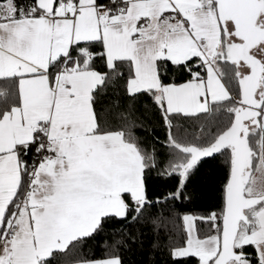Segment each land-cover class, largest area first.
<instances>
[{"label": "snow or ice", "instance_id": "obj_1", "mask_svg": "<svg viewBox=\"0 0 264 264\" xmlns=\"http://www.w3.org/2000/svg\"><path fill=\"white\" fill-rule=\"evenodd\" d=\"M217 158V208L151 211ZM137 225L169 264H264V0H0V264H125Z\"/></svg>", "mask_w": 264, "mask_h": 264}, {"label": "trees", "instance_id": "obj_2", "mask_svg": "<svg viewBox=\"0 0 264 264\" xmlns=\"http://www.w3.org/2000/svg\"><path fill=\"white\" fill-rule=\"evenodd\" d=\"M107 105V100L104 101ZM137 134L146 137V142L151 143L155 137L163 139L164 133L156 128L150 135L144 131L137 130ZM159 148L160 146L157 145ZM161 158H163V150L161 149ZM227 169L225 168L222 158L210 160L203 163L198 171L190 178L187 185V193L191 194V202H177L175 208L168 205L158 204L151 209L152 212H159L161 209L165 216L175 213H183L194 211L198 213L207 212L217 208L220 203L221 186L224 181ZM175 181L165 179L152 173L148 179L149 197L155 199L163 196L173 190ZM172 202L169 201V205ZM119 227V225H116ZM133 232H142L143 243H137L132 249L124 253L125 264H169V258L166 250H156L151 247L154 240V234L150 227H141L137 225L132 228ZM73 257L62 258V264H71Z\"/></svg>", "mask_w": 264, "mask_h": 264}]
</instances>
